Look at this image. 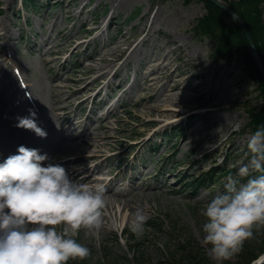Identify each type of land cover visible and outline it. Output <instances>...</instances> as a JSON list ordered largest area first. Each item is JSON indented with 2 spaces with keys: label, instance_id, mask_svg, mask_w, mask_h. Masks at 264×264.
I'll return each instance as SVG.
<instances>
[{
  "label": "rangeland",
  "instance_id": "1",
  "mask_svg": "<svg viewBox=\"0 0 264 264\" xmlns=\"http://www.w3.org/2000/svg\"><path fill=\"white\" fill-rule=\"evenodd\" d=\"M35 5L0 0V163L23 145L74 181L91 175L113 189L106 192V226L76 238L89 247L92 264L179 263L197 248L208 256L201 210L250 159L246 107L261 101L243 65L214 61L213 41L193 30L203 3ZM29 110L46 138L16 127ZM213 168L215 175L223 170L216 182L190 189ZM136 210L149 217L138 240L128 230ZM113 223L118 227H107ZM257 234L264 243V229ZM238 255L222 264H237Z\"/></svg>",
  "mask_w": 264,
  "mask_h": 264
},
{
  "label": "clouds",
  "instance_id": "2",
  "mask_svg": "<svg viewBox=\"0 0 264 264\" xmlns=\"http://www.w3.org/2000/svg\"><path fill=\"white\" fill-rule=\"evenodd\" d=\"M29 111V117L17 118L16 127L46 138L36 112ZM247 149L248 162L225 177L223 192L201 210L203 243L217 264L232 260L254 231L264 229V124L249 135ZM46 160L38 149L21 145L0 163V264L84 261L91 252L77 242L78 234L106 226V186L74 181L59 164L44 166ZM129 216L128 230L141 239L148 215L136 210Z\"/></svg>",
  "mask_w": 264,
  "mask_h": 264
},
{
  "label": "trees",
  "instance_id": "3",
  "mask_svg": "<svg viewBox=\"0 0 264 264\" xmlns=\"http://www.w3.org/2000/svg\"><path fill=\"white\" fill-rule=\"evenodd\" d=\"M189 0H186L188 2ZM203 3L205 8V14L202 18L198 19L193 30L197 35L201 34L204 37L209 38L213 41V51L211 57L216 62H224L227 64L233 61H238L243 65V70L246 72L247 76L251 81L256 84V89L259 92L260 105L253 106L247 105L246 113L248 116V128L251 133L264 124V84L258 76V73L253 65L249 54L248 43L242 33V31L235 25L231 18L219 7L206 1L199 0ZM227 2L230 7L235 11V13L245 21L248 32L250 34L251 40L261 57L264 65V0H223ZM24 5L27 7H33V0H24ZM133 18V17H132ZM213 171L206 173L205 177H200L198 179H193L190 184L191 188L203 185L206 180L216 179L212 178ZM148 227L155 228V223H148ZM258 231H254V238L246 241L242 250L238 253L237 264H251L254 260L264 253V243H258L259 235ZM78 242V241H77ZM258 245L256 250H259V254L256 255L253 251V245ZM196 254H183L180 262H174L172 264H214L210 258L197 248ZM248 252V253H247ZM251 254V255H248ZM115 262L112 260L111 262ZM72 262V263H71ZM68 264H92L91 259L88 257L84 261L80 260H70ZM226 264H231L230 262ZM234 264V263H233ZM264 264V263H263Z\"/></svg>",
  "mask_w": 264,
  "mask_h": 264
},
{
  "label": "water",
  "instance_id": "4",
  "mask_svg": "<svg viewBox=\"0 0 264 264\" xmlns=\"http://www.w3.org/2000/svg\"><path fill=\"white\" fill-rule=\"evenodd\" d=\"M206 1L216 5L220 9H222L232 19V21L236 24V26L242 31V33H243V35H244V37H245V39L249 45L251 60L254 64V67H255L262 83L264 84V65L262 63V60H261L259 54L257 53V51L255 49V46H254L252 40H251V37H250V34L248 32L246 23L225 2H223L221 0H206Z\"/></svg>",
  "mask_w": 264,
  "mask_h": 264
},
{
  "label": "bare ground",
  "instance_id": "5",
  "mask_svg": "<svg viewBox=\"0 0 264 264\" xmlns=\"http://www.w3.org/2000/svg\"><path fill=\"white\" fill-rule=\"evenodd\" d=\"M5 35V34H4ZM1 37H2V34H0V40H1ZM3 58H2V56H0V62L2 63L3 62V60H2ZM6 62H5V60H4V64H5ZM101 75H103V74H99V76H98V78L99 77H101ZM2 77L4 78V77H9L10 78V80H12V74H10V73H8L7 72V69H5L4 70V72L2 73ZM97 78V79H98ZM97 79H95V81L97 80ZM89 87V84H87L86 86H84V88L83 89H87ZM98 94V93H97ZM101 126H105V125H101ZM79 136H76L75 137V139L76 138H78ZM86 159H88V157H85ZM85 182V183H89V184H91V183H94V182H97V183H102V179H98V178H95V177H92L91 175H84L82 178H81V180H80V182ZM112 196H114L113 198H115V200H118L117 199V194H114L113 192H112ZM126 207V206H125Z\"/></svg>",
  "mask_w": 264,
  "mask_h": 264
}]
</instances>
